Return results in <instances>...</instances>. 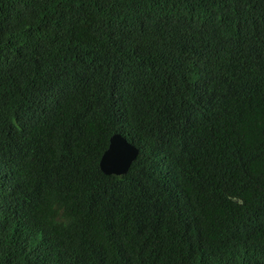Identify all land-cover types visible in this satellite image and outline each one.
<instances>
[{
    "label": "trees",
    "instance_id": "trees-1",
    "mask_svg": "<svg viewBox=\"0 0 264 264\" xmlns=\"http://www.w3.org/2000/svg\"><path fill=\"white\" fill-rule=\"evenodd\" d=\"M0 264H264V0H0Z\"/></svg>",
    "mask_w": 264,
    "mask_h": 264
},
{
    "label": "water",
    "instance_id": "water-1",
    "mask_svg": "<svg viewBox=\"0 0 264 264\" xmlns=\"http://www.w3.org/2000/svg\"><path fill=\"white\" fill-rule=\"evenodd\" d=\"M138 154L135 147L118 134L109 139L107 150L101 156L99 165L106 175H121L127 172Z\"/></svg>",
    "mask_w": 264,
    "mask_h": 264
}]
</instances>
